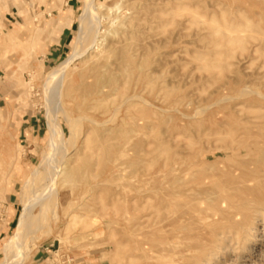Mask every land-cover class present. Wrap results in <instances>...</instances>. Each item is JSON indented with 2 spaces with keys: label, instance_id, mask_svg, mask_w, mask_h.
<instances>
[{
  "label": "rangeland",
  "instance_id": "1",
  "mask_svg": "<svg viewBox=\"0 0 264 264\" xmlns=\"http://www.w3.org/2000/svg\"><path fill=\"white\" fill-rule=\"evenodd\" d=\"M260 127L264 0H0V264H264Z\"/></svg>",
  "mask_w": 264,
  "mask_h": 264
},
{
  "label": "bare ground",
  "instance_id": "2",
  "mask_svg": "<svg viewBox=\"0 0 264 264\" xmlns=\"http://www.w3.org/2000/svg\"><path fill=\"white\" fill-rule=\"evenodd\" d=\"M90 9H91V13L95 19V24L97 25V29H95L94 32L88 30L87 31V35L86 36H83L84 40H88V39H91V42L89 44V50H94L96 48V46H98V42H97V39L99 38L100 36V20H99V16L96 15V9L94 8V6L92 4H90ZM30 15V14H29ZM98 16V17H97ZM28 17V16H27ZM86 18V14L83 15V23L87 25V20L85 19ZM19 32H12L8 38H16L15 36L18 34ZM81 42V41H80ZM89 52V51H88ZM87 53V50L84 48V51H82L81 53H79V59L77 60H80L81 58H83L85 56V54ZM72 62H67L65 64H63L60 68L57 69V71H55V74H54V83L52 85H50L48 88H46L47 90L50 89L55 83H57L60 79H62L63 75H64V72L67 70L68 66L71 64ZM132 99V98H131ZM137 99V98H136ZM135 99V100H136ZM85 103V102H84ZM126 103V102H125ZM135 106V105H134ZM132 107V106H131ZM50 123H51V131L53 133V135L57 138L60 137V134L58 133L59 131V127L58 125L55 123V121L51 118L50 120ZM248 133L250 135V144H249V155H252L253 157L256 155H262L261 157H264V142L260 143L257 139L258 138H261V139H264V130L260 127L258 132H253L252 130H248ZM53 141H54V138H52ZM52 141V142H53ZM263 145V146H262ZM53 150V148H52ZM203 159V158H202ZM53 162L56 163V160L54 159L53 157ZM206 161V160H205ZM262 161V160H261ZM261 163V162H259ZM54 164V163H53ZM251 164H249L250 166ZM51 166V165H50ZM252 166V165H251ZM54 167V165H53ZM56 167V166H55ZM57 168V172L61 175L62 174V170H60V167H56ZM179 168V167H178ZM258 172V168H253L251 169L250 173L252 174H256ZM38 174V173H37ZM40 174V172H39ZM233 174H235V171L233 172ZM37 176V175H36ZM34 178V177H33ZM33 180V179H32ZM175 184V183H174ZM54 186V182H49V183H46L42 186L43 189H45L46 191H50L52 189V187ZM233 191V190H232ZM213 195V194H212ZM205 197V196H204ZM207 197V196H206ZM36 202V199L33 198L32 202H30L24 209L23 213L21 214L20 218H19V227L18 229L16 230L14 236L12 237V239L10 240L12 244H15L16 245V256L15 258L13 259V261L10 263V264H17L18 262V259H19V252L21 251H24V245H25V238H24V234H25V229L27 227V224L30 220V218L33 216V208L35 207V203ZM50 199H48L47 201H45L44 203H41L40 205L42 206L43 204V208L46 210L44 212L47 213V209H50L51 206H50ZM54 204V203H51V205ZM57 205V204H56ZM40 206V207H41ZM54 206V205H53ZM57 207V206H56ZM41 209V208H40ZM43 210V209H42ZM42 210L40 212H42ZM43 212V213H44ZM45 213V215H46ZM42 217L43 214L41 213ZM39 217H40V214H39ZM38 217V218H39ZM39 221V219H38ZM244 228V227H243ZM248 230V229H247ZM251 231V230H250ZM238 239V238H237ZM9 241V242H10ZM8 244V241L6 242Z\"/></svg>",
  "mask_w": 264,
  "mask_h": 264
},
{
  "label": "crops",
  "instance_id": "3",
  "mask_svg": "<svg viewBox=\"0 0 264 264\" xmlns=\"http://www.w3.org/2000/svg\"><path fill=\"white\" fill-rule=\"evenodd\" d=\"M36 129H38V128L36 127ZM32 130H33L34 133L37 132V130H35V128H32L31 131H32Z\"/></svg>",
  "mask_w": 264,
  "mask_h": 264
}]
</instances>
